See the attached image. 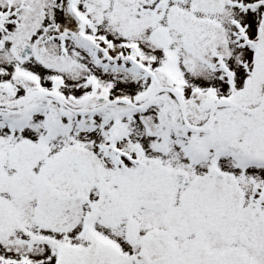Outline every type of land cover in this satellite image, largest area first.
Segmentation results:
<instances>
[{
    "label": "snow or ice",
    "instance_id": "1",
    "mask_svg": "<svg viewBox=\"0 0 264 264\" xmlns=\"http://www.w3.org/2000/svg\"><path fill=\"white\" fill-rule=\"evenodd\" d=\"M0 264H264V0H0Z\"/></svg>",
    "mask_w": 264,
    "mask_h": 264
}]
</instances>
